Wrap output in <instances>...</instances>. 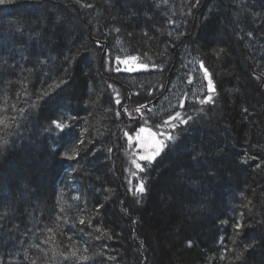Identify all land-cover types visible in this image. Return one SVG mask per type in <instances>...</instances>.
Listing matches in <instances>:
<instances>
[{
  "label": "trees",
  "instance_id": "obj_1",
  "mask_svg": "<svg viewBox=\"0 0 264 264\" xmlns=\"http://www.w3.org/2000/svg\"><path fill=\"white\" fill-rule=\"evenodd\" d=\"M0 26V264H264V0H7ZM185 53L215 103L151 115ZM173 114L192 119L138 171L136 131ZM54 118L86 141L79 163Z\"/></svg>",
  "mask_w": 264,
  "mask_h": 264
},
{
  "label": "snow or ice",
  "instance_id": "obj_2",
  "mask_svg": "<svg viewBox=\"0 0 264 264\" xmlns=\"http://www.w3.org/2000/svg\"><path fill=\"white\" fill-rule=\"evenodd\" d=\"M7 2V0H0V5H3ZM79 2V0H78ZM166 2V0H165ZM92 5H87V7H91ZM0 28H2V26H0ZM117 31H119V29H117ZM249 36L252 35L251 32L248 33ZM224 49L221 48L220 49V53H223ZM217 58H219V53H216ZM65 59H68L67 57ZM130 60L135 61L137 59V57L132 56L129 58ZM125 63H128V61H125ZM142 67H146L143 66ZM200 67L204 72V77L207 81V89L209 93H213L215 94L217 92L216 86L214 84V81L212 79L211 73L208 71V69L205 67L204 63L201 62L200 63ZM129 71L132 70V68L128 69ZM87 72H84V75H87ZM191 82V81H189ZM45 95H49V93L47 92H42L41 93V98H43V96ZM116 103L119 104L120 101L116 100ZM201 103H209V104H214L215 100L214 97L212 95L207 96L204 100L201 101ZM184 105L182 104L181 107H183ZM140 109L137 108L136 111H139ZM244 111L246 112L247 109H244ZM117 115H119V113H117ZM73 120L76 119V117H72ZM179 119L180 120V124L187 126L189 121L192 119L191 117H189L188 119H184L182 117L179 116V114H177V116L175 117H170L169 120L165 121V124H170L172 120H176ZM53 129L56 130L57 135V139L63 140L64 141V149L60 152H56V155L60 157V159L62 160H66L68 162H72V161H76L77 163L80 162V160L82 159L81 157V146L86 144V141L79 135L76 134L75 132V126L72 123H65L62 119L60 118H54L51 120V124L50 127L48 129H46V131H48L49 133H52ZM140 133H144L145 132V128L141 127L139 129ZM126 136H129V140H131V137L128 133H125ZM165 133H155V132H151L149 131V137H150V143H145V141L143 139H141L140 137H138V142L140 145V148L142 150H144V154L139 156L140 161H144L146 162L148 165H151L152 163H154L157 159V157L161 156V154L163 153V151L169 146V142L174 143L175 142V138L169 133L167 134V140H161L158 139L157 137L160 136H165ZM5 144H7V142H5ZM85 151V154H89L90 150L87 149H83ZM197 157H193V159H196ZM251 159H256V157H251ZM135 163V161H134ZM136 168L139 169V171L143 172L145 171V167L142 166L140 163H136L135 164ZM129 191H134L136 194H138L139 196H144L147 193V189L145 186V183L143 180H141L139 182V184L134 188V189H130ZM251 203V202H249ZM99 207L102 206H98L97 207V211H99ZM241 218L238 220H235L233 223V228H234V236H239L240 233L244 230V228L246 226L250 227V224H247L244 220V214L241 213L240 214ZM81 224H84V220H80ZM222 223L227 224V221H222ZM90 226V224H89ZM96 231H100L99 228H96ZM105 235H107V233H105ZM72 237L69 236V240H71ZM235 242V241H234ZM224 241L223 238H221L220 240V244L223 245ZM189 248H191L193 246V242L191 240L188 241V245ZM253 245L251 244H243V250L239 252L238 255H236V259L237 260H241L244 256V252H246L248 250V248L252 247ZM72 259H81V257L76 255V252L72 253V257H70ZM86 259V258H85ZM102 264V262H101Z\"/></svg>",
  "mask_w": 264,
  "mask_h": 264
},
{
  "label": "rangeland",
  "instance_id": "obj_3",
  "mask_svg": "<svg viewBox=\"0 0 264 264\" xmlns=\"http://www.w3.org/2000/svg\"><path fill=\"white\" fill-rule=\"evenodd\" d=\"M132 57L128 54L127 51H121V55L118 57V61L121 64V70L127 74L128 77L135 78L137 77L136 74L139 72L147 71L146 67H142V63L137 58L135 61L130 60L129 58ZM128 61V63H125ZM200 59L194 57L190 54H184L182 59L180 60V65L178 67L177 75H174L170 80V85L168 86V92L162 97L161 101L156 105L154 108L151 109V115H162L165 113L173 112L181 107L182 104L186 102H193L203 96L206 98L213 93H209L207 89V81L204 77V72L200 67ZM145 66V65H143ZM132 68L131 71L128 69ZM190 74H193V84L188 85L187 81L190 79ZM137 79V78H136ZM213 79V78H212ZM139 80V78H138ZM171 117H175V115H171ZM168 118L167 120H169ZM165 120V121H167ZM176 120H172L170 124H165L162 126L160 130H154L150 126H141L145 128L144 133H140L139 129L136 131L133 137V144H134V165L136 163H140L142 166L147 164L144 161H140L139 156L144 154V150L140 148L138 137L143 139L145 143H150L149 131L155 133H166V130L171 129L174 127V122ZM158 139L165 140L164 136L157 137ZM158 158V157H157ZM136 167V166H135ZM137 169V168H136ZM139 171V169H137ZM135 179V173L133 174ZM137 179V177H136ZM135 184V187L139 184L140 181Z\"/></svg>",
  "mask_w": 264,
  "mask_h": 264
},
{
  "label": "water",
  "instance_id": "obj_4",
  "mask_svg": "<svg viewBox=\"0 0 264 264\" xmlns=\"http://www.w3.org/2000/svg\"><path fill=\"white\" fill-rule=\"evenodd\" d=\"M193 77H194V75L190 74V79L187 81L188 85H192L193 84ZM189 81H191V82H189ZM262 86H263V93H264V81H263Z\"/></svg>",
  "mask_w": 264,
  "mask_h": 264
},
{
  "label": "flooded vegetation",
  "instance_id": "obj_5",
  "mask_svg": "<svg viewBox=\"0 0 264 264\" xmlns=\"http://www.w3.org/2000/svg\"><path fill=\"white\" fill-rule=\"evenodd\" d=\"M168 92V89H167V91H166V93Z\"/></svg>",
  "mask_w": 264,
  "mask_h": 264
}]
</instances>
